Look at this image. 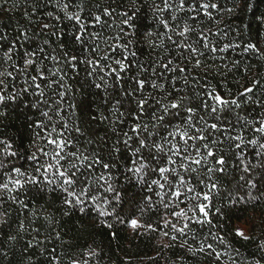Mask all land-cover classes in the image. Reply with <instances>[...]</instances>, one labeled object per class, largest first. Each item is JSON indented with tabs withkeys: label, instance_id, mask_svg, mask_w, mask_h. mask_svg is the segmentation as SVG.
<instances>
[{
	"label": "snow or ice",
	"instance_id": "1",
	"mask_svg": "<svg viewBox=\"0 0 264 264\" xmlns=\"http://www.w3.org/2000/svg\"><path fill=\"white\" fill-rule=\"evenodd\" d=\"M8 3L0 0V8ZM24 4L26 24L18 23L14 35L0 28V116L9 105L23 104L36 118L28 117L19 143L0 137V224L7 223L5 205L11 204L30 215L31 231L40 233L37 220L52 227L54 214L32 208L29 194L59 192L65 214L93 210L102 227L112 228L109 217L125 223L117 211L125 203L123 183L135 180L151 194L143 199L168 229L161 232L169 239L165 247L180 240L193 256L221 262L227 253L207 238L195 248L180 238L191 234L195 241V228L207 226L213 241L226 244L211 231V216L230 171L241 173L237 183L248 198H264V95L255 96L264 83L252 79L235 95H222L209 80L240 69L241 60L231 59L237 50L264 58L259 39L238 40L247 24L231 40L221 27L224 11L251 12L254 0H236L223 11L220 0ZM145 4L152 25L138 24ZM258 19L264 24V13ZM85 94L92 99H80ZM131 226L143 225L133 219ZM25 227L21 220L19 231ZM236 235L250 239L240 228ZM259 247L264 250V243Z\"/></svg>",
	"mask_w": 264,
	"mask_h": 264
},
{
	"label": "trees",
	"instance_id": "2",
	"mask_svg": "<svg viewBox=\"0 0 264 264\" xmlns=\"http://www.w3.org/2000/svg\"><path fill=\"white\" fill-rule=\"evenodd\" d=\"M13 2L17 3L18 7L10 8ZM220 3L223 11L232 8L236 0H220ZM254 5L252 11L248 13L237 12L233 15L223 12L224 22L221 27L230 30L229 40L236 36L237 28L242 29V25L247 24L248 29L244 31V35L238 36V40H251L256 43L259 39L264 44V24L258 19L260 14L264 13V0H254ZM25 7L24 0H9L4 8H0V19H3L0 28L14 35L13 29L18 23L26 24L22 18ZM46 10L54 11L51 7ZM146 10L147 4L141 10L138 24L152 25L154 22ZM231 59L241 60L239 70H233L224 76L209 77L211 84L222 95L227 94L229 90L235 95L241 89V84L247 86L252 79H259L264 83V58L256 54L242 57L237 50L231 54ZM245 67L248 69L247 75L244 74ZM262 95L264 88H257L256 98ZM80 99L90 101L92 97L85 94ZM247 108L253 109V106L249 104ZM3 111L7 115L0 116V137L19 143L21 135L27 134L26 125L30 123L28 117L31 116L32 119L36 117L24 108L23 104L9 105ZM240 174L239 171H230L224 176L221 184L226 191L213 201L215 208L211 219L214 224L211 231L223 236L226 244L213 241L207 226L203 229L195 228V241L192 240L191 234L180 238L187 239L194 248L207 238L206 242L213 243L217 251L227 253L221 262L204 254L193 256L179 246L180 240L173 242L172 247H165L169 239L162 236L161 232L168 229H164L160 215L148 208L147 202L143 199L145 195L151 194L147 193L146 189L142 191L143 186L133 180L130 183H123L125 203L122 209H117L125 223L113 222L109 217V222L114 225L112 228L102 227L93 210L81 213L72 209L65 214L61 208L62 194L59 192L41 193L34 197L29 194L32 208L38 211L46 209L48 213L54 214L52 227H48L43 220L36 221L35 226L40 228L39 234L31 231L32 218L27 212L20 215L15 205H5L10 209L11 215L6 218L7 223L0 224V264H55L54 258L59 259V264H71L73 260L80 261V264H84L85 260L88 264H233L231 259L233 257L237 264H256V261L264 264V250L259 247L264 243V198L258 197L256 190H253L252 195L258 198H248L247 189L241 188L237 183ZM254 178L259 179V174H255ZM260 187L264 188V183H261ZM228 192H232L233 197H228ZM236 193L244 196V200L235 199ZM216 209H219V212H216ZM133 219L143 226L133 228L131 226ZM21 220L26 226L23 232L18 228ZM148 225L152 228L158 227L160 230L153 231L147 227ZM237 228H244L250 239L238 237ZM57 234L59 239L56 238ZM10 236H15L16 239L9 240ZM29 241H32V246H29ZM93 250L96 254L89 258Z\"/></svg>",
	"mask_w": 264,
	"mask_h": 264
},
{
	"label": "rangeland",
	"instance_id": "3",
	"mask_svg": "<svg viewBox=\"0 0 264 264\" xmlns=\"http://www.w3.org/2000/svg\"><path fill=\"white\" fill-rule=\"evenodd\" d=\"M242 229H243V231L245 232V234L247 235V233H246L245 229H244V228H242Z\"/></svg>",
	"mask_w": 264,
	"mask_h": 264
}]
</instances>
